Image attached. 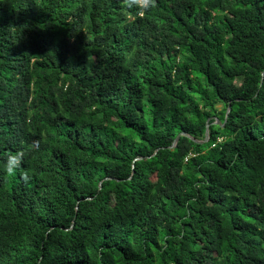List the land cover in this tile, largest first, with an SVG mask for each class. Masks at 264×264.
Returning a JSON list of instances; mask_svg holds the SVG:
<instances>
[{"label":"trees","instance_id":"16d2710c","mask_svg":"<svg viewBox=\"0 0 264 264\" xmlns=\"http://www.w3.org/2000/svg\"><path fill=\"white\" fill-rule=\"evenodd\" d=\"M263 74L264 0H0V264H264Z\"/></svg>","mask_w":264,"mask_h":264},{"label":"clouds","instance_id":"9594fccd","mask_svg":"<svg viewBox=\"0 0 264 264\" xmlns=\"http://www.w3.org/2000/svg\"><path fill=\"white\" fill-rule=\"evenodd\" d=\"M123 4L128 7H136L138 9V15L144 16V14L151 8L156 6V0H122ZM23 161L22 153L10 154L7 159L6 172L9 176H14L16 170L21 167Z\"/></svg>","mask_w":264,"mask_h":264},{"label":"water","instance_id":"95a60500","mask_svg":"<svg viewBox=\"0 0 264 264\" xmlns=\"http://www.w3.org/2000/svg\"><path fill=\"white\" fill-rule=\"evenodd\" d=\"M263 76H264V74H263ZM229 112H230V108H229V110H228V112H227L226 121H225L224 124L227 123ZM210 122H211V120H208V122H207V135H206V142L209 141V128H210ZM217 124H220V123L218 122ZM182 137H188V138H190V137L187 136L186 134H180V135L177 137V139L175 140V142H174V144H173V146H172V149H175V148L177 147V145H178V143H179V141H180V139H181ZM190 139H191L192 141L196 142V141L193 140L192 138H190Z\"/></svg>","mask_w":264,"mask_h":264},{"label":"rangeland","instance_id":"374dc122","mask_svg":"<svg viewBox=\"0 0 264 264\" xmlns=\"http://www.w3.org/2000/svg\"><path fill=\"white\" fill-rule=\"evenodd\" d=\"M218 109L223 110V106L222 105L218 106Z\"/></svg>","mask_w":264,"mask_h":264}]
</instances>
